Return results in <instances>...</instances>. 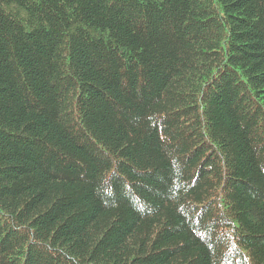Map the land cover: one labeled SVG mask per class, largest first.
I'll use <instances>...</instances> for the list:
<instances>
[{
  "label": "trees",
  "instance_id": "1",
  "mask_svg": "<svg viewBox=\"0 0 264 264\" xmlns=\"http://www.w3.org/2000/svg\"><path fill=\"white\" fill-rule=\"evenodd\" d=\"M0 264H264V0H0Z\"/></svg>",
  "mask_w": 264,
  "mask_h": 264
}]
</instances>
